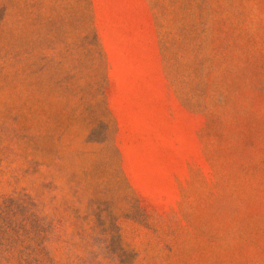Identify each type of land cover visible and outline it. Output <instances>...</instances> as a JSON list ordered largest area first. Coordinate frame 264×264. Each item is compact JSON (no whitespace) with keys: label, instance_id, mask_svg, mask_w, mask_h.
Instances as JSON below:
<instances>
[{"label":"rangeland","instance_id":"1","mask_svg":"<svg viewBox=\"0 0 264 264\" xmlns=\"http://www.w3.org/2000/svg\"><path fill=\"white\" fill-rule=\"evenodd\" d=\"M0 264H264V0H0Z\"/></svg>","mask_w":264,"mask_h":264}]
</instances>
